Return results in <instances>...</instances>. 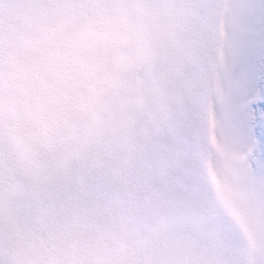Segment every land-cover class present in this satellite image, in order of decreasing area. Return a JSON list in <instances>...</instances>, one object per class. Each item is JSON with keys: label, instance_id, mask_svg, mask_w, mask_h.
Here are the masks:
<instances>
[{"label": "snow or ice", "instance_id": "snow-or-ice-1", "mask_svg": "<svg viewBox=\"0 0 264 264\" xmlns=\"http://www.w3.org/2000/svg\"><path fill=\"white\" fill-rule=\"evenodd\" d=\"M0 264H264V0H0Z\"/></svg>", "mask_w": 264, "mask_h": 264}]
</instances>
